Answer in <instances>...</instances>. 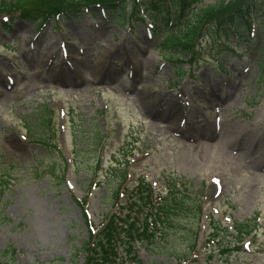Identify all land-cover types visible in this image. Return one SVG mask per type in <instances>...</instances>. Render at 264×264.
I'll use <instances>...</instances> for the list:
<instances>
[{"label":"rangeland","instance_id":"1","mask_svg":"<svg viewBox=\"0 0 264 264\" xmlns=\"http://www.w3.org/2000/svg\"><path fill=\"white\" fill-rule=\"evenodd\" d=\"M124 1L128 22L116 12L109 21L54 16L40 30L0 0V173L9 187L0 250L16 251L0 264H83V210L98 230L124 166L130 187L140 177L163 191L178 181L205 216L197 222L190 208L169 236L137 245L141 262L123 254L118 263L264 264V14H253L255 43L226 52L222 72L207 33L192 53L163 51V25L153 37L149 22L130 18L134 0ZM26 7L73 9L62 0ZM217 38L226 40L223 30ZM209 214L223 227L251 221L255 232L228 247L235 231L211 239Z\"/></svg>","mask_w":264,"mask_h":264},{"label":"trees","instance_id":"2","mask_svg":"<svg viewBox=\"0 0 264 264\" xmlns=\"http://www.w3.org/2000/svg\"><path fill=\"white\" fill-rule=\"evenodd\" d=\"M34 1L3 0L2 5L3 9L7 11L20 9L24 18L32 22L39 21V25L44 24L49 17L56 13L63 14V10L40 13L26 7ZM62 1L69 8H77L74 10L81 13V10L78 9L80 8L78 4L80 0ZM88 1H90L87 3L88 9L92 13L95 11L93 5L100 3L97 10L105 9L108 14L117 11L118 15L126 19L124 16L127 4L123 2L124 0ZM196 1L155 0L148 2V4L142 0H138V2L134 0L132 4L135 7H132L130 18L133 17L132 19L135 18L134 21L140 23L147 21L148 17H152L151 23L154 27V36L159 33L158 26L163 25L162 31L165 35L161 44V47L164 48L163 51H166V48L169 47L171 51L192 53L194 48L200 46L202 42L201 35L207 33L210 42L209 48L218 51L217 55L210 56V58H213L224 69L226 52L240 53L242 48L250 49L251 45L255 43L253 14H264V9H259L261 5H264V0L243 1L236 8H233V1L226 3V0H221L217 4L195 10L193 5ZM168 2L169 7L166 5ZM218 30H223V36L226 39L223 42L217 38ZM220 42L222 45H219ZM244 45L246 47H243ZM119 178L120 182L114 192L113 209L105 215L98 231L95 232L86 211L83 210L84 202L77 201L83 210L84 219L89 228L88 239L78 249V252L85 254L84 264H120L117 259L118 257L120 259L123 254H126L130 261L141 262L137 255V244H145V241L153 243L156 241V236L162 238L169 236L171 230L176 228V224L179 222L178 218L191 211L192 207L195 210L197 222L203 215L202 202L196 197L178 190L176 185L179 183L177 182L168 188L167 194L164 195L162 191L155 190L144 178H140L137 185L130 191L127 200L122 202L120 194L123 192L122 189L126 188V167L121 169ZM6 188V176L0 173V206L1 197L7 190ZM219 228L229 234L228 229L215 225L212 227V237ZM233 229L237 233V238L235 243H228V247L231 248L233 245L238 246L244 240V236L253 232L254 227L251 221H245L236 223ZM198 235V229H195L193 243L191 244L192 249L197 246ZM13 253L14 250L10 248L4 251L0 250V259L7 257L8 254L12 256Z\"/></svg>","mask_w":264,"mask_h":264},{"label":"bare ground","instance_id":"3","mask_svg":"<svg viewBox=\"0 0 264 264\" xmlns=\"http://www.w3.org/2000/svg\"><path fill=\"white\" fill-rule=\"evenodd\" d=\"M176 116H177V115L172 116V119L175 120ZM43 232H45V230H43Z\"/></svg>","mask_w":264,"mask_h":264}]
</instances>
